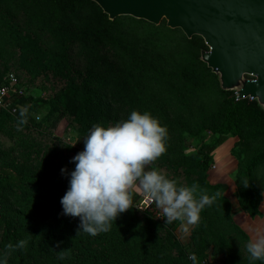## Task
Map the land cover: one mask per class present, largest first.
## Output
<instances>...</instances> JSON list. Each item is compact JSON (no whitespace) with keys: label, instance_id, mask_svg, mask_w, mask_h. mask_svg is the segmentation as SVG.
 <instances>
[{"label":"trees","instance_id":"1","mask_svg":"<svg viewBox=\"0 0 264 264\" xmlns=\"http://www.w3.org/2000/svg\"><path fill=\"white\" fill-rule=\"evenodd\" d=\"M40 2L59 10L64 20L78 17L86 9L85 5L94 4L99 11L96 30L85 29L83 36L87 40L112 45L121 58L128 59V55L138 67H144L142 56L133 53L132 46L127 48L128 50L117 46L122 40V36L117 32L120 22L126 25L131 33L147 34L148 43L157 47L161 42L156 38H173L176 29L183 32L180 28L168 27L165 20L160 25L128 15L118 16L112 20L92 0H40ZM1 22L4 27L1 26L3 35L7 36L9 43L20 52L19 67L22 70L33 79L45 75L60 79L64 84L54 95L43 96L37 88L29 93L24 92L12 103L13 106H18L15 114L0 107V132L14 135L16 127L11 122H19L22 119L20 110L26 109L24 116L28 115L33 121L27 110H39L40 106H43L45 111L38 121L34 119V125L41 133L52 135V126L60 115L67 116L84 131L90 130L97 123L103 126L109 124V116L95 90V80H90L89 76L75 68L68 50L46 46L36 30L25 29L13 19H3ZM183 34L190 41L199 36L194 35L191 39L184 32ZM161 44L163 45L161 50L167 49L165 48L167 42ZM200 53L190 55L185 63L180 64L178 75L192 87V93L202 99L215 83L221 93L218 94L221 100L213 112L203 115L196 129L192 131V137L205 133L201 135L195 151L182 153L176 161L168 162L167 168L174 170L175 173H182L189 179L188 186L198 185V195L206 193L209 196H216V200L222 202L227 209L225 218L229 223L224 235L232 236V239L237 242L239 240V243L248 242L251 240L250 235L240 225L232 223L234 219L233 213H230L231 203L224 195L229 184L212 183L209 177L215 163L216 149L230 136L238 137L236 143L238 150L234 149L233 152L238 158L235 184L239 206L251 218L264 216L261 210L263 188L259 180V172L264 169V110L256 100L249 98L236 100L233 91L223 90L218 76L200 59ZM11 73L17 75L15 72ZM7 76L8 74L0 71V85L9 81ZM207 134L214 135V141H207ZM70 148L76 154L83 150ZM19 151L25 162L16 167L0 166V225L3 230L0 235V259L6 251L7 244L15 245L24 239L28 241L26 249H17L8 256L15 262L13 264H46L47 261L50 264H64L68 258L71 264H165L160 249H157L156 258H152L150 249H147L145 254L136 253L130 240H138V236L144 235L148 227H162L168 231L169 259L172 264L201 263L194 256L192 243L183 245L177 240L175 234L178 221L166 224L165 218L161 216L157 218V208L150 204L143 211L142 219L137 214L138 210L132 207L122 213L124 219L119 215L116 221L112 222L110 231L94 237L83 232L77 235L80 218L63 215L62 204L50 199L54 182L66 179L65 186H69L70 176L61 173L62 168L57 167L55 157L52 155L43 158L38 155L36 159L38 166L33 168L26 162L35 158L31 155L32 151L21 149ZM71 169H75V163H72ZM217 193L219 195H216ZM125 221L138 223L130 225L124 224ZM50 224L55 226L53 234L48 233L45 228ZM119 224L125 236L123 240L125 249L122 248L121 252H118V247L113 242L118 234ZM168 226L171 228H167ZM42 227L44 229H41ZM58 242H62L59 247ZM64 249L66 258L61 260L59 251ZM248 262L264 264L262 260L252 261L249 258Z\"/></svg>","mask_w":264,"mask_h":264},{"label":"rangeland","instance_id":"2","mask_svg":"<svg viewBox=\"0 0 264 264\" xmlns=\"http://www.w3.org/2000/svg\"><path fill=\"white\" fill-rule=\"evenodd\" d=\"M85 8L78 17L64 20L59 10L41 3L40 0H1L0 71L6 75L11 72L17 73L23 94L35 88L39 89L43 96L54 95L59 91L64 84L62 80L45 75L33 79L19 67L20 52L9 43L7 36L3 35L4 27L1 20L13 19L25 29L36 30L46 46L68 50L75 68L89 76L90 80H95V90L109 116V124L105 127L127 119L132 111L149 112L160 121L161 125L166 126L168 133L165 141L166 152L147 168L161 169L170 179L173 178L178 183L188 186L189 179L182 173L180 175L168 169L167 163L176 161L184 152L195 151L201 135L205 133L192 137V131L196 129L203 115L213 112L221 100L218 95L221 93L217 90L215 83L202 99L196 97L192 93V87L178 75L180 64L185 63L190 55L200 53L203 48H208L204 39L198 36L190 41L181 30L176 29L173 38H160L159 36L156 38L161 43L167 42L165 46L167 49L161 50L160 48L163 47L161 43L158 44L159 47L154 44L150 45L147 34L131 33L128 27L120 22L117 32L122 36V40L117 46L125 50L132 46V52L142 56L144 62V67H138L128 55V59L121 58L112 45L87 40L83 36L85 29L96 30L99 14L98 9L92 3L85 5ZM21 95L11 94L8 102L13 103ZM38 108L39 110H27L33 121L26 115L22 117L27 121L24 124H20V121L11 122L16 127L14 135L0 132V166H18L25 162L19 150H31V155L35 158L33 161H26L31 167L38 166L36 161L38 155L40 158L52 155L55 157L57 167L67 168V175L70 176L69 174L73 171L71 161L76 155L70 147L84 149V138L90 130L84 131L80 125L73 123L67 116L60 115L52 126V135L41 133L36 129L34 119L38 121L45 108L43 106ZM11 132L13 133V130ZM206 139L211 142L214 141L215 136L207 134ZM237 142L238 137L230 136L216 149L215 163L209 179L212 183L227 182L229 184L224 195L231 203L230 213H233L234 219L232 223L240 225V218L238 219L234 213V210L238 208L235 184L238 158L233 152L234 149L238 150ZM259 180L263 188L261 206L264 207V169L259 172ZM66 183V179L54 182V190L50 191V199L61 203V198L69 188L65 186ZM130 192L133 207L145 209L148 204L152 205L147 197L135 189ZM224 207L222 202L215 199L210 207L202 210L198 224L189 225L186 221L177 220L176 238L183 245L192 243L194 256L199 259L198 262L249 264L247 252H241V248L245 247L247 241L239 243L240 241L233 240L232 236L224 235L229 223L225 218L227 209ZM136 209L138 216L142 219L144 210ZM120 215L124 219L122 213ZM159 215L161 212L157 209V218L160 217ZM136 223L138 222H124L130 225ZM117 226H119L118 234L113 242L118 247V252H121L122 248L125 249L123 244L125 236L121 232V224ZM45 228L48 233H55L53 224ZM2 232V225H0V235ZM167 237L168 231L165 228L148 227L144 235L138 236V240H130L136 253L145 254L146 250L150 249V257L156 258L157 249H160L164 263L172 264L169 259L170 250ZM235 238L237 239L236 234ZM11 259L8 257V264L15 263ZM46 264L50 263L47 261ZM64 264H71L70 259H66Z\"/></svg>","mask_w":264,"mask_h":264},{"label":"clouds","instance_id":"3","mask_svg":"<svg viewBox=\"0 0 264 264\" xmlns=\"http://www.w3.org/2000/svg\"><path fill=\"white\" fill-rule=\"evenodd\" d=\"M25 112L24 108L20 110L21 117ZM26 122L20 120V124ZM167 134L166 126L157 118L140 111H132L127 119L107 127L99 123L92 126L84 138V149L72 158L75 169L61 198L62 214L80 218L77 235L83 232L94 237L110 231L112 222L133 207V189L160 210L166 224L177 220L189 225L199 223L202 210L210 207L216 196L198 195V185L180 184L161 169L147 168L165 154ZM61 173L68 174L67 168ZM27 244L24 239L7 244L0 264H8V256L26 249ZM244 251L250 260L264 261V236L249 240L241 248ZM65 258L66 249L59 251V259Z\"/></svg>","mask_w":264,"mask_h":264},{"label":"water","instance_id":"4","mask_svg":"<svg viewBox=\"0 0 264 264\" xmlns=\"http://www.w3.org/2000/svg\"><path fill=\"white\" fill-rule=\"evenodd\" d=\"M110 19L128 15L155 25L164 20L207 49L200 59L236 100H256L264 110V0H92Z\"/></svg>","mask_w":264,"mask_h":264},{"label":"crops","instance_id":"5","mask_svg":"<svg viewBox=\"0 0 264 264\" xmlns=\"http://www.w3.org/2000/svg\"><path fill=\"white\" fill-rule=\"evenodd\" d=\"M238 208L234 210L235 215H237V218L239 219V224L241 227L247 231V233L250 235V237L253 240H256L262 236H264V216L263 217H255L251 218L249 215L246 214L245 211H243L240 206L239 202L237 201ZM234 208V205H233ZM261 210L264 213V207L261 206ZM253 235V236H252Z\"/></svg>","mask_w":264,"mask_h":264},{"label":"built area","instance_id":"6","mask_svg":"<svg viewBox=\"0 0 264 264\" xmlns=\"http://www.w3.org/2000/svg\"><path fill=\"white\" fill-rule=\"evenodd\" d=\"M9 81L4 82L0 85V107L9 110L11 113L15 114L17 112L18 106H13V104L8 102V98L11 97V94L14 96L23 94L19 86V78L14 73H9L6 77ZM198 264H204L203 262Z\"/></svg>","mask_w":264,"mask_h":264}]
</instances>
